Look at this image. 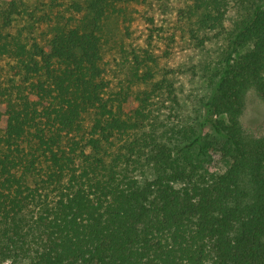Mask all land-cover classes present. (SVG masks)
Wrapping results in <instances>:
<instances>
[{"label": "trees", "instance_id": "16d2710c", "mask_svg": "<svg viewBox=\"0 0 264 264\" xmlns=\"http://www.w3.org/2000/svg\"><path fill=\"white\" fill-rule=\"evenodd\" d=\"M51 1L38 14L0 0V59L11 60L0 79V263L264 264V135L241 121L250 88L264 99V0L237 1L205 103L222 172L205 165L214 141L160 131L152 96L166 79L135 96L108 92L105 45L126 50L111 27L140 0ZM187 10L204 45L199 30L223 27L228 5Z\"/></svg>", "mask_w": 264, "mask_h": 264}, {"label": "rangeland", "instance_id": "374dc122", "mask_svg": "<svg viewBox=\"0 0 264 264\" xmlns=\"http://www.w3.org/2000/svg\"><path fill=\"white\" fill-rule=\"evenodd\" d=\"M64 1L69 5L74 0ZM237 1L227 0L223 27L199 30L201 37L206 35L204 45H198L190 34L191 29L197 27L194 18L188 16L190 0L134 1L127 7L128 16L119 18L111 27L116 37L124 39L126 50L105 45L107 76L111 81L109 94L118 99L128 94L135 96L137 92L151 91L158 81L166 79L162 84L166 86L165 90L152 96L154 119L160 131L189 128L200 134L204 141H214L216 149L205 161L214 172L224 171L228 161L220 150L223 137L209 126H203L205 103L212 93V80L227 55L234 21L240 14ZM27 4L38 7V14L51 12L53 8L51 0H27ZM147 50L151 51L153 61L147 60ZM135 53L139 65L134 61ZM10 62L6 57L0 59V79L8 78ZM169 83L171 93L167 91ZM241 121L249 134L264 135V99L254 88L245 95Z\"/></svg>", "mask_w": 264, "mask_h": 264}, {"label": "built area", "instance_id": "2783aa9c", "mask_svg": "<svg viewBox=\"0 0 264 264\" xmlns=\"http://www.w3.org/2000/svg\"><path fill=\"white\" fill-rule=\"evenodd\" d=\"M8 261H6V262H4V263H0V264H5V263H7Z\"/></svg>", "mask_w": 264, "mask_h": 264}]
</instances>
